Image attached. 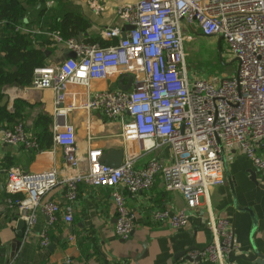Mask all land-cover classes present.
Instances as JSON below:
<instances>
[{"label": "built area", "instance_id": "2783aa9c", "mask_svg": "<svg viewBox=\"0 0 264 264\" xmlns=\"http://www.w3.org/2000/svg\"><path fill=\"white\" fill-rule=\"evenodd\" d=\"M91 6L102 11L94 1ZM116 14L133 30L122 39V28L105 29V39L118 40L109 47L51 34L53 44L64 45L75 58L36 68L32 87L54 96L58 117L52 128L54 145L73 148L76 131L63 118L69 111V89H89L93 81L130 74L132 89L95 92L74 105L120 121L125 157L120 167L112 168L100 162L101 150H90L87 172L64 180L55 170H9L8 201L19 210L28 231L38 210L50 223L60 214L71 223L78 187L84 184L110 190L117 217L115 234L128 240L135 229V215L123 192L136 196L149 191L158 175L166 191L182 194L186 207L177 212L157 210L154 221L177 230L185 228L210 188L224 184L226 160L235 149L251 162L264 184V0H138L119 6ZM187 28L204 38H221L222 52L225 49L236 60L234 73L218 82L191 77L184 49ZM16 31L24 32V28ZM19 144L39 149L38 142L27 137L22 123L12 128L0 125V145ZM163 148L170 150L171 164L152 159L145 167H136L138 157ZM60 184L66 188L65 204L45 201V195ZM207 225L212 240L204 249L189 252L192 264H201L198 258L229 264L228 256L235 249L233 228L228 221L214 218ZM49 245L48 236L43 234L41 246Z\"/></svg>", "mask_w": 264, "mask_h": 264}, {"label": "crops", "instance_id": "0c3cea01", "mask_svg": "<svg viewBox=\"0 0 264 264\" xmlns=\"http://www.w3.org/2000/svg\"><path fill=\"white\" fill-rule=\"evenodd\" d=\"M92 1L100 5L102 11L95 10L91 6ZM137 1L69 0L61 3L57 0H44V7L48 11L44 20L61 17L69 12L77 13L88 21L90 27L83 34V39L80 36L75 39L102 48L109 47L118 40H107L102 32L107 28L120 27L123 31L121 38L128 33V26L119 20L116 10L119 6ZM38 15L39 10H32L29 20L34 22V25L22 27L40 32L41 27L36 25ZM186 31L202 37L193 28H187ZM7 34V30L0 23V41ZM211 40L218 43L216 38ZM69 52L64 45L52 44L46 64L59 63ZM2 57L0 53V59ZM228 59L232 61L229 56ZM122 87H127V90L133 88V77L130 74L113 75L107 80L93 81L89 89H69L66 103L69 111L63 118L66 117V121L75 128L76 145L73 148L56 146L53 142L51 147L45 150L27 148L23 144L0 145V264H192L186 259L189 252L204 249L212 240V232L207 225L211 218L230 223L237 256L256 254L258 259L264 261L262 177L255 171L251 162L236 149L229 152L226 160L224 184L210 188L208 197L202 200L197 214L185 228L177 230L168 224L154 221L153 213L157 210L177 212L186 207L182 194L166 191L164 180L158 175L154 187L149 191L140 192L136 196L123 192L127 207L135 215V229L128 240H122L115 234L117 217L110 190L84 184L78 187L71 223H66L61 214L54 223H50L49 217L38 210L32 228L29 231L26 228L24 239L18 238L16 226L22 216L8 201V171L19 169L24 173H39L55 170L59 178L64 180L87 172L90 150H101V158L110 155L111 159H116L117 153L122 151L124 159L120 121L109 120L99 112H88L74 107L85 102L95 92L124 90ZM3 97L8 98L6 104L2 102ZM0 110L10 115L16 114L17 121L2 122L0 125L12 128L15 124L22 123L29 139H36L46 126L52 133L54 123L58 120L52 92L35 89L32 83L26 87H4ZM45 119L50 121L46 124ZM129 148L134 150V146ZM152 159H157L165 165L173 162L170 150L163 148L138 157L136 167L143 168ZM251 172L256 174L257 183L251 180ZM65 194L66 188L60 184L48 192L44 200L64 205ZM43 234L50 240V245L46 248L41 246ZM234 264L256 262L237 260Z\"/></svg>", "mask_w": 264, "mask_h": 264}, {"label": "trees", "instance_id": "16d2710c", "mask_svg": "<svg viewBox=\"0 0 264 264\" xmlns=\"http://www.w3.org/2000/svg\"><path fill=\"white\" fill-rule=\"evenodd\" d=\"M57 1L64 3L69 0ZM43 4L44 0H0V23L8 32L0 41V53L3 55L0 59V99L4 87L31 85L34 70L47 65L49 47L53 44L51 34L58 33L64 39H75L80 33L85 34L90 27L83 16L72 12L44 20L48 11L45 7L42 8ZM32 10H39L36 25L41 27L40 32L26 29L24 32L16 31L17 27L26 28L34 25V22L29 20ZM45 120H47L46 124L50 121V119ZM2 122H17L16 114L10 115L0 110V123ZM35 140L39 143L40 150L50 148L53 144L52 133L47 126Z\"/></svg>", "mask_w": 264, "mask_h": 264}, {"label": "rangeland", "instance_id": "374dc122", "mask_svg": "<svg viewBox=\"0 0 264 264\" xmlns=\"http://www.w3.org/2000/svg\"><path fill=\"white\" fill-rule=\"evenodd\" d=\"M44 7V4L42 5ZM184 31L186 40L184 49L186 52V65L191 77L196 79H210L221 81L225 76H230L236 70L237 64L231 63L228 54L221 46V54L215 41ZM223 58V61H222Z\"/></svg>", "mask_w": 264, "mask_h": 264}, {"label": "water", "instance_id": "95a60500", "mask_svg": "<svg viewBox=\"0 0 264 264\" xmlns=\"http://www.w3.org/2000/svg\"><path fill=\"white\" fill-rule=\"evenodd\" d=\"M128 29L133 30V27L128 26ZM79 36L81 39H83V34L80 33ZM125 38H126V34L123 35L122 39H125ZM221 43H222V39L219 38L217 45H218V49L220 51V54H221ZM69 58H75V54L73 52H69V53L65 54L64 59H62L60 62L64 61L65 59H69ZM235 62H236V60H232L230 65L232 63H235ZM122 89L127 90V87H122ZM7 100H8L7 97H3L2 102L4 104H6ZM110 154H111V152H110ZM116 156H117L116 159H111L110 155H104L103 158L100 159V162L103 163L104 165L109 166V167L118 168L121 166L122 161H123V152L122 151L118 152ZM250 174H251V180L253 182L257 183L256 174L254 172H251ZM261 186L264 189V184H262ZM26 228H27L26 222L20 218L18 220L17 226H16L18 238L24 239ZM191 251H195V250H191ZM177 258H178V256L175 257V259H177ZM228 258H229V262L231 264H234L237 260H244L247 262H256V264H264V261L261 259H258L256 254H250L248 256H246V255L237 256L235 249L229 254ZM186 259L191 263L193 262V260L188 255H187ZM197 261H199L201 264H205L204 262L201 261L200 258H198Z\"/></svg>", "mask_w": 264, "mask_h": 264}]
</instances>
